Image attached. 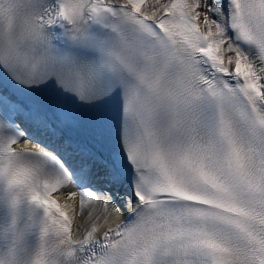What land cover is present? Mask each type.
Masks as SVG:
<instances>
[{"label":"snow or ice","instance_id":"snow-or-ice-1","mask_svg":"<svg viewBox=\"0 0 264 264\" xmlns=\"http://www.w3.org/2000/svg\"><path fill=\"white\" fill-rule=\"evenodd\" d=\"M0 264H264V0H0Z\"/></svg>","mask_w":264,"mask_h":264}]
</instances>
